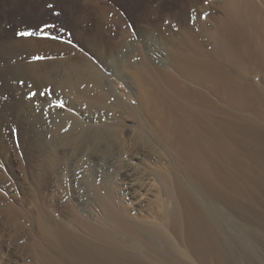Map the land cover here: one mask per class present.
<instances>
[{
	"label": "rangeland",
	"instance_id": "obj_1",
	"mask_svg": "<svg viewBox=\"0 0 264 264\" xmlns=\"http://www.w3.org/2000/svg\"><path fill=\"white\" fill-rule=\"evenodd\" d=\"M250 1L258 8L259 19L260 17H264V3H262L261 0ZM188 2L189 0H0V42L32 40V46H35L34 49H29L26 52L24 51L21 53L20 57H22L23 61L28 65L38 63L44 64V66H38V70L34 68V73L33 69H31L33 77H29V79L26 80L28 83H25L27 84V89L25 90L26 93L24 92V100L30 104L32 103L29 109L34 115L40 116L46 124L47 134L45 138L48 142L50 141L48 144V151L46 150L41 158L29 157L27 153H25L26 137H24L23 133L21 134V132H23L22 127L12 119L4 120V118L0 117V264L144 263L143 260L138 261L131 260L129 257L124 258L123 255L126 252L123 248H119L117 249L118 251H115L122 255V259H117L116 261L105 260L106 262H99L96 260L98 250L92 249H96L99 243L108 246V242H105L103 234L111 236V231L114 232L116 229L113 230L112 228L111 230V228L105 227L104 232L93 235L90 229H88L93 222L90 221L91 223L88 224L89 221L84 218V212L87 211L86 209H88L89 205H96V198L102 194L104 195V191L97 188L91 179L83 175V171L88 168L87 164H82L86 162L85 159L88 153L85 155V152L88 151L87 149H84L85 152L83 155V149H80V151L77 149L75 151L72 148L73 151H69L73 152V154L70 152L68 155L69 158H66L68 162L64 157L62 158L63 160H59V162L57 160L58 157H55L57 156L56 148L57 146H66V144H68V146L74 144L72 147H77V140L74 139L80 130V126L77 125V123H79V119L77 118V116H80L79 112L86 116L103 115L102 122L109 124L111 118L108 117L123 118L121 119L123 123L122 129L123 132H125L123 133L124 138L127 140L125 145L129 144L128 146H131L134 145L133 142L135 143L134 147L130 149V154L132 152V157H134L132 162L134 163L136 173L129 177L128 180L118 182V187L121 188V192L119 191L118 193L126 198L124 200L127 202V206L129 207L130 204L136 206L134 214L138 221L134 222L132 220L129 224L137 228L139 232H147L148 223L154 224L158 221V217L162 214L161 212H168L171 209L172 204L166 200L165 197H162L160 191H158V184L155 177L149 173L146 165H149L150 162L155 163L159 158L165 161L173 160L174 162L178 159L179 148L172 142L174 137H172L171 133H167V131L171 132L170 127L172 122L171 124L168 123L170 120H166L168 117L161 111V109L163 110L161 106L154 103L152 104L153 108L150 109L147 104H144L143 101L138 98V91L140 92L141 89L140 85L138 86L134 82L130 89L125 82L127 76L124 79L118 80L116 73L127 58L134 55L132 61L138 62L144 66L145 74L147 73L146 75H148L149 78L152 77L151 79L154 80L155 84L160 86V83L156 82L159 77L158 72L152 67H148L147 62L144 60V55L148 53L156 54L159 52L166 55V53H164L163 47L159 46L156 41L157 34L146 29L145 18L151 20L158 18L163 20L164 25H168L174 15L182 19L186 13L185 17L189 18L188 20L192 25L195 22L196 16L204 20L211 14L214 19L217 18L215 19L216 21L214 19H211V21L208 20L207 26L214 24L222 28L225 23L224 21L229 19L227 8L225 6L223 7V5H226V0H199L198 7L194 8L189 6ZM49 5H51V7ZM21 33H30V35H20ZM103 42L104 44L109 43L112 49L117 45V48L114 49L117 51V54H115V59L110 63L105 62L104 64L100 58L95 54L93 55L89 50L96 43ZM232 43H234V47L231 48L230 44H228L229 50L224 48V52L221 42L219 43L220 45L218 44L214 47L217 50L219 49V51L214 54V49L212 56H218L219 58L217 57L216 59V57H212L211 63L214 62L220 65L217 66L213 63L211 67L212 70L214 68H218L219 70L222 68L221 71H217L220 73L222 72L223 74L221 73V75H224V78L227 77L226 79L231 78L235 80L238 87H242L250 96L251 100L249 99L247 101L243 98L238 100L232 99V97L227 96L225 92H222L220 88L211 87L213 86L211 82L206 81L205 83L199 81L197 78L187 79L179 75H176V85H173L172 88L175 91L178 89L186 90L187 87H193V91L195 90L197 93L190 95L189 98L193 100L192 103H185L179 98L180 96L171 89H166L164 87L159 89L165 90L168 93L169 99L172 100L174 104L181 106L184 112H187V114L190 112L189 114L192 115L189 124L190 127L195 126L196 132L194 131L195 134L193 132V135L199 138L201 147L207 153L204 163L199 166L203 169L205 165L216 167L215 169L218 171L221 180V188L219 189V196H221L220 202L223 199L226 200L225 196L228 197V199L232 201L237 212L246 220L244 224L248 232L245 234V237L240 230V226L225 220L222 218L224 216H220L222 219L218 217L217 220H221L220 222H222L221 224L228 234L227 237L234 242V244L241 245V251L245 259L244 264H264V71L254 60H248L245 56L244 51L247 50V48L249 49L248 51H253L252 54H256L257 47H254V44L251 42H247L246 44ZM141 44L147 51H143L139 54ZM244 44L245 46L242 47ZM210 48H212L211 45H208L207 50ZM225 49H227V51ZM220 50L222 53H220ZM225 53H227V55L224 56ZM221 54H223V56ZM75 57L76 59H73ZM81 57L88 58L90 60L89 62L95 66L100 74L107 77V84H109V79L113 80V87H109L108 92L110 93H107L104 98L107 99L108 97L105 103L109 105L116 102L114 93L117 91L126 103L137 108V111L135 109L136 119L131 118L127 113L120 112L119 110L113 112V110L105 108L104 112L103 109L100 110L101 112H97L98 108L90 109L87 101L75 99V90L71 89V93L67 87L66 89L63 88L64 85L66 86V77V79L73 80L68 84L70 87L74 86V84H78V90H88L86 93L87 97L94 98L97 96L95 84L88 78L90 72L88 70L84 71L83 69L85 73L83 71L78 72L80 70L79 68V70H74L73 68V65L76 64L75 60L79 61L78 64L83 61ZM234 57V61H230V59ZM78 58H80V60ZM214 58L216 60H213ZM238 58L240 61L242 60L241 62L238 61L241 66L239 63L235 65L237 63L236 61L239 60ZM243 58H245V61ZM66 59H70L67 64L60 61ZM218 59L221 63L217 61ZM57 60L63 64H61L62 66L60 65L61 72L59 71L60 76L57 77L58 79L55 76L56 74L51 72V67H55L54 62L58 63ZM167 62V65H169L170 62ZM225 63L227 65H225ZM68 64L72 65V67ZM228 64H230V66L233 65V68L229 67ZM63 66L66 70L68 67L69 70H74V73L71 70V74L68 70L67 74L65 69H62ZM75 67L77 68L76 65ZM41 69L44 71H41ZM216 69H214V71H216ZM35 70L37 74L42 75V77H39L37 74L35 75ZM232 70L235 71L233 72ZM45 73H49L50 75L52 73L55 77L53 75H51L53 76L51 77L49 74L47 76ZM64 73L68 76H65ZM78 74L79 77L81 76V79H79ZM86 77L89 82L86 81ZM73 78L75 80L77 79V82ZM38 79L41 80L37 81L38 83L36 84L35 81ZM83 79L85 81H82ZM56 80L58 82H56ZM61 81L65 84L62 85ZM21 84L23 85V82ZM59 84L62 86L61 89ZM32 86L36 88L34 87V89H32ZM136 86L139 87V90ZM28 89L31 93L27 91ZM214 89H217V91ZM169 92L172 94H169ZM33 94L37 95L35 96ZM29 97H31V99ZM1 100L2 97L0 95V101ZM96 107L98 106L96 105ZM155 110H157V112ZM159 110L161 112H159ZM115 113L117 115L118 113H123V116L119 115L117 117ZM163 114L164 118L162 117ZM120 116L122 117L120 118ZM127 116H129L130 119ZM160 117L162 118L160 119ZM192 117L194 119H192ZM192 120L194 123H197H192ZM139 121L141 124L145 123V126L142 125L143 127H140L141 124ZM166 121H168L167 124ZM147 122L149 125H147ZM200 123H206L204 124L206 128ZM184 124L187 123L184 122ZM210 124H213L212 128H210ZM206 125L209 126L207 127ZM146 126H149L150 129ZM201 126L202 128L200 129ZM106 128V139L104 140V138H102L101 142L99 141L101 144L103 142H108V150L107 153H103L104 156L108 154L110 150L109 145L112 141V136L110 137L112 133L111 127L106 126ZM192 128L188 127L186 131ZM143 129H147V131L150 132V136L154 142V149L152 152L148 150L146 142L139 133V130ZM108 132L111 133L109 134ZM188 132L192 133L191 130ZM133 135L136 137L134 138ZM79 140L82 139L80 138L78 141ZM96 140L95 138V141ZM93 143L94 139L90 141V144ZM123 154L125 155V160H128L126 157L128 153ZM75 157L76 160H73ZM114 159L115 158L111 157L109 160L107 159V161L109 164H113L114 167H119V162L117 161L116 163ZM55 160L56 165H54ZM53 161L54 163H52ZM190 168L193 167L190 166ZM67 170H70V174L72 175L73 173L80 174L76 179L70 175L69 179L66 177V175H68L66 174ZM59 174H61V176ZM224 176L230 177L231 179L227 177V179H225ZM130 186L134 187L131 193H129L128 189ZM122 189L128 192L123 194ZM96 191H98L99 194L102 193L98 196ZM222 204L228 209L231 208L227 201L222 202ZM177 206L180 209L179 214L182 222L181 232L177 235L176 239L173 238L171 240L170 247L167 249L168 254L165 257L166 262L160 259L161 262H158V260L154 262V264H227V260L231 264H241L237 254H231L228 259H225V256H222V254L218 252L221 246L220 243L218 242V246H215V239L210 237L208 232L204 231L203 227H201L203 235H201L199 239L189 234V229L187 227L191 229L194 226L197 227V225H185V223H183L184 212L180 202H177ZM120 209L121 208H119V210ZM121 211L122 210L118 211L120 220L125 223L126 221L128 222L125 212ZM67 220H71V224ZM65 224H67V226ZM44 228L49 229L45 231ZM42 229H44V234ZM51 229H53V231H51ZM83 229H85L87 233L85 230L84 232ZM51 232L52 234H50ZM44 235L50 236L51 239ZM71 236L73 237L71 238ZM69 238H71V240ZM66 239H68V241H66ZM175 242L178 244V248L186 253L185 255L179 256V254L173 250V244H175ZM85 244L87 246H85ZM233 247L234 250L235 248L237 249V246L233 245ZM35 249L36 251H34ZM76 250L81 253L78 254L79 252ZM93 254L94 256H92ZM79 257L82 260H80Z\"/></svg>",
	"mask_w": 264,
	"mask_h": 264
},
{
	"label": "bare ground",
	"instance_id": "obj_2",
	"mask_svg": "<svg viewBox=\"0 0 264 264\" xmlns=\"http://www.w3.org/2000/svg\"><path fill=\"white\" fill-rule=\"evenodd\" d=\"M261 2L264 3V0H261ZM188 3H189V6H191L193 8L198 7L199 0H189ZM221 6H222V3H221ZM224 6L227 8L229 19L224 21L225 23L223 25V28L219 27L217 25H214V24L213 25L210 24V26H207V23L209 22L208 20L211 21V19H214L211 14H209L204 20L200 19L199 16H196L195 22L193 21L194 24H192V25L190 24V22L188 20L189 18L185 17L186 13L184 14L182 19L181 18L179 19L177 15H174L168 25H164L163 20H160L158 18H155L152 20L145 18L146 29L151 30V31H153V33L157 34V37H156L157 40L156 41L158 42L159 46L163 47L162 49H163L164 53H166V55L163 54L162 52H159L156 54L148 53V54L144 55V60L147 62L148 67H152L153 69H155L158 72L159 77L157 79L158 81H156V82L160 83V86H157V84H155L154 80L151 79L152 77L149 78V76L146 75L147 73L145 74L144 66H142L138 62L132 61V58L134 55L129 56L127 58V60L122 64V66H120L119 71L116 73L117 74L116 77L118 80L124 79L127 76L126 77L127 80H125V82H126L127 86L130 87V89H131V86L134 84V82L138 86L140 85L141 89H140V92L138 91V93H139L138 98L140 100H142L144 104H147L150 109L153 108L152 104H154V103L163 108V110L161 109V111H163V113H165V115L168 117V118H166V120H168V119L170 120V121L168 120L169 122L166 121V124H167V122L170 124L172 122L171 127H170L171 132H168L167 130L166 131L168 134L171 133L172 137H174V140L172 142L174 144H176V146L179 148L178 156H177L178 159L175 162L173 160L165 161V160L159 158L155 163L150 162L149 165H146L147 169L149 170V173L155 177V180L158 184V191H160L162 197H165L166 200H168L172 204V205L170 204L172 207L168 212H161L162 214H160V216L158 217V221H156L154 224L148 223V226H147L148 231L147 232L143 231V233H142L140 231L141 232L140 233L137 228H134L129 224V222H132V220L134 222L138 221V220H136V216L134 214V212L136 210V206L128 203V204H130V206L128 207L127 202L124 200L126 198L122 197L121 194L118 193L121 190V188L118 187L119 186L118 182L123 181V180H128L129 177L133 176L136 173L134 163L132 162L134 160V157H132V152L130 154V149L132 147H134L135 143L133 142L134 145H131V146H128L129 144L125 145L127 140H125V138H124L123 133H125V132H123V129H122L123 123L121 122V119H123V118H121L123 116V113L122 114L118 113V115L115 113L117 115V117L119 115H122V116H120L121 119L116 118V117L115 118L114 117L113 118L108 117V118H111L110 119L111 122L109 124V123L102 122L103 115L86 116V115L82 114L81 112H79L80 116L79 117L77 116V118L79 119V121H78L79 123H77V125L80 126V130L78 131V134H76L77 136L74 139V140H77L76 143H77L78 148L72 147V146H74V144L73 145L71 144L69 146H68V144H66V146H57V148H56V155L57 156H55V157L56 158L58 157V159H57L58 161L63 160L62 159L63 157L66 160L69 153L71 151H73L72 148L75 151L77 149H78V151H80V149H83V150L87 149L88 151H86V152H85V150L82 151L83 155H84V152H85V155H86V153H88L86 155L87 157L85 159L86 162H84V163L81 162L82 164H84V165L87 164V166H88V168L83 171V173H84L83 175H85L84 177L91 179V181L93 182V184H95V186L97 188H100L102 191H104V195L102 194L103 196L102 195L99 196L102 192L99 194L98 191H96L98 193V196H99L98 198H96V202H95L96 205L95 206L89 205L88 209H86L87 211L84 212V215H85L84 218L88 219V221H89L88 224L93 222V224H92L93 227H92V225H90V228H88V229H90V231L92 232L93 235H98L99 233L104 232L105 227L111 228V230H112V228H113V230L116 229L114 232L111 231V236H109L108 234H105V235L103 234V238H104L105 242L106 241L108 242V246H105V245L99 243V245L96 247V249H92V250H98V253L96 254L97 255L96 260L99 262H106L105 260L116 261L117 259H122L123 257L124 258L129 257L131 260H138V261L143 260L145 264H154V262H157L158 260H159L158 262H161V261L166 262L165 257L168 254L167 249L170 247L171 240L173 238L176 239L177 235L181 232L182 222H181V216L179 214L180 209L177 206V202H180L181 208L184 212L183 223H185V225H187V224L197 225V227H198L197 228L194 226L191 229L189 227H187L189 229V231H188L189 234H191L192 236L199 239V237L201 235H203L202 229H201V227H203L204 231L208 232V235L210 237H212L213 239H215L214 240L215 246H218V242L220 243V245L222 247L221 246L219 247L218 252H220L222 254V256H225V259H228V257L231 254L232 255L237 254L240 263L241 264L245 263L243 253L241 251L242 250L241 245L234 244V242H232L227 237L228 234L226 233L225 228L221 224L222 223V222H220L221 220L219 221L217 219L220 216H224L222 218H224L225 220L231 221L234 224L240 226L241 227L240 230L244 234L245 237H246L245 234L248 232V230L245 228V224H244V222H246V220L237 212L236 208L232 204V201L230 199H228V197L225 196L226 200L223 199L220 202L221 196H219V189L221 188L220 187L221 186L220 185L221 180H220V176L218 175L219 174L218 171H216V169H215L216 167L214 168V167H210V166L205 165L204 166L205 168L203 169L202 167L199 166V165H202L204 163V160L206 159L207 153L201 147L199 138L198 137L196 138L193 135V132L194 131L196 132V130L194 128L195 126L193 127L191 125L194 128L193 129L192 127H190V124H189L191 121L192 115L189 114L190 113L189 111H188L189 112L188 114H187V112H184V110L181 108V106L174 104L172 102V100L169 99V97L167 95L168 93L165 90L159 89V88L164 87L166 89H171L172 91H174L172 86L176 85V83H175L176 82V75H179V76L185 77L187 79L197 78L199 81L205 82V83H206V81L211 82V84H213V86H211V87H215L217 89L220 88L222 92H225V94L229 97H232V99L238 100V99L243 98L247 101L250 99V96L246 93V91L242 87H238L237 82L235 80H233L231 78L226 79L227 77L224 78L223 77L224 75L223 76L221 75L222 72L220 73L219 71H221L222 68L220 70L218 68L217 69L214 68V69H216V71H214V69L212 70L211 66H213L214 62L211 63V61H212L211 59H212V57H216L214 55L212 56V53L215 49L214 47L216 45H218L220 42L222 43L221 46L223 47V52H224V48L228 49V47H229L228 44H230L231 48L234 47L233 46L234 43H232V42L242 43V44L243 43L246 44L247 42H251L252 44H254V47H257V50H256L257 52H256V54L255 53L252 54L253 51L252 52L248 51L249 49L247 48V50L244 49L245 50L244 51L245 56H246V58H248V60H250V59L254 60V62H256V64L259 65L264 71V17H262V18L260 17V19H259L258 8L250 0H226V5H223V7ZM197 10H196V12H197ZM201 10H202V8H201ZM198 12H199V10H198ZM213 15H214V13H213ZM219 37H220V40H219ZM32 42H33L32 40H25V41H20V42H11V41L0 42V95L2 97V100L0 101V117L4 118V120H11L12 119V120L16 121L22 127L23 132H21V134L23 133L24 137H26V146H25L26 152L25 153H27V155L29 157L41 158L43 156V154L46 152V150L48 149V144L50 142V141L48 142L45 138V136L47 134V127H46V124L44 123V121L40 118V116L34 115L32 113V111L29 109L30 105L32 103L30 104L29 102L24 100V92L27 89L26 88L27 84H25L27 82L26 80H28L29 77L30 78L33 77L31 69H33V73H34V68H37V70H38V66H42V65L44 66V64L38 63V64L28 65L23 61V58L20 57L21 53H23L24 51L26 52L29 49H34L35 46L34 47L32 46ZM223 42H225V43H223ZM245 44L242 47H244ZM208 45H211V47H212V48L208 49L209 51L207 50ZM94 46L91 49H89L90 52H92L93 55L95 54L98 58H100V60L104 64H105V62L110 63L113 61V59H115V54H117V51L114 49L117 48L116 47L117 45L115 46L114 49L111 48V45L109 43L104 44V42L103 43H96ZM140 46H141V50H140L139 54H141L143 51H147L142 44ZM217 48H219V47H217ZM227 49H225V50L227 51ZM217 51H219V49L218 50L215 49L214 54ZM240 52H241V50H240ZM220 53H222L221 50H220ZM241 53L243 54V52H241ZM221 55L223 56V54H221ZM225 55H227V53H225L224 56ZM217 57H216V59H217ZM241 58H242V56H241ZM73 59H76V57ZM78 59L80 60V58H78ZM82 59H83V61H81L80 64H78L79 61H77V60H75L76 64L73 61L74 64L77 66V68L75 67V65L72 64V62H71V64L74 66L73 67L74 70L78 69V68L80 69V70L78 69L79 71L77 70L78 72H81L83 70L84 71L88 70L90 72V73L88 72L89 77L86 74L85 75L89 78V80H91L95 84V87L97 89V96L94 98L87 97L86 93L88 92V90L87 89L83 90V91L78 90V88H79V87H77L78 84L77 85L74 84V86L70 87V85H68V84H70L69 82H72L73 80L71 81V79H66V77H65L66 86L64 85L65 83L63 84V82L61 81L62 85L65 86V87L63 86V88L66 89V87H67L69 89V92H71V93H72V90H75L76 95H77V96L75 95V99H77L79 101H82V100L87 101L90 109L98 108L97 112H101L100 111L101 109H103V112H104L105 108L111 109V110H113V112L119 110L120 112L127 113L129 116H131V118L136 119L135 118V109L137 111V108H134L129 103H126V101H124V99L120 96V94L117 93V91H115V93H114V98L116 99V102H114L113 104H109V105H107L105 103L106 102L105 100H107L108 97H107V99H104V98L107 95V93L108 94L110 93L108 91H109V87L110 88L113 87V80L109 79V84H107V77H105L104 75H101L100 72L95 68V66L89 62L90 60L88 58L81 57V60ZM216 59L214 58L213 60H216ZM233 59H235V57L230 59V61ZM69 60L70 59L60 60V61L63 63L65 62L67 64V62ZM243 60L245 61V58H243ZM57 61H58V63H55L53 61L55 64L54 65L55 67H51V70H52L51 72L56 74L55 75L56 78L58 76H60L59 75L60 67L63 65L62 63L59 62V60H57ZM167 61L170 62L169 65H167V63H168ZM217 61L219 62L220 60L218 59ZM217 61H216V63H217ZM238 61H240V59L236 61L237 63L235 65H237L239 63ZM219 63H221V61ZM46 64H47V62H46ZM245 64H246V62H245ZM68 65L72 67V65H70V64H68ZM215 65L218 66L220 64L217 63ZM223 65H224V63H223ZM225 65H227V64L225 63ZM228 66L233 68L232 67L233 65L230 66V64H228ZM240 66H241V64H240ZM46 67H44V68H46ZM63 67H62V69L63 70L65 69V71L68 74V70H69L68 68L69 67L67 66L68 67L67 70L65 67L64 68ZM43 69H41V71L45 70V69L44 70ZM71 70H69V73H71ZM74 70H72V72ZM217 70H219V71H217ZM39 71H40V68H39ZM52 73H51V75H53ZM36 74H37V72L35 70V75ZM45 74L48 76L47 73H45ZM65 74L66 73H64V75ZM37 75H39V74H37ZM64 75H63V77H64ZM47 76H45V77L48 78ZM53 76H51V77H53ZM65 76H68V75H65ZM228 76H230V75H228ZM39 77H42V75H39ZM78 77H79V74H78ZM82 77L84 78L83 74H82ZM87 77H86V79H87ZM79 79H81V76L79 77ZM40 80L41 79L36 80L35 83L37 84L38 83L37 81H40ZM82 81H85V80L83 79ZM86 81H88V79ZM22 82H23V85L21 84ZM56 82H58V81L56 80ZM59 86H61V85L59 84ZM138 86H136V87H138ZM34 87L32 89H34ZM61 88H62V86L60 87V89ZM192 88L193 87H191V88L187 87L186 90L178 89V90H175L174 92L177 95H179L180 96L179 98H181L185 103L189 104V102L190 103L193 102V100H191L189 98L190 95H193V93H197V92H195V90L193 91ZM29 89L27 90L28 92H30ZM217 89H214V90L217 91ZM138 90H139V87H138ZM64 91H66V90H64ZM172 91H170V92H172ZM170 92H169V94H172ZM36 95L37 94H35V96ZM257 95H259V94H257ZM170 96H172V95H170ZM176 98H178V97H176ZM96 105L98 107H96ZM140 106H141V104H140ZM138 109H139V107H138ZM157 110H155V111L157 112ZM201 110H202V108H201ZM161 111L159 110V112H161ZM129 116H127V117H129ZM162 117L164 118V114ZM162 117H160V119ZM75 119H76V117H75ZM117 119H119V120H117ZM129 119H130V117H129ZM192 119H194V118L192 117ZM197 121H198V119H197ZM160 122H162V121H160ZM184 122L187 124H184ZM192 123H194L193 120H192ZM195 123H197V122H195ZM140 124H141V122H140ZM144 124L145 123L141 124L140 127H143L142 125H144ZM204 124H206V123H204ZM204 124H201V125L204 126ZM147 125H149V123ZM212 125L213 124H210V128H212ZM106 126L111 127L112 133L110 132L111 133L110 137L112 136V141L109 145L110 150L108 151V154L104 156L103 153H105V152L107 153V150H108L107 149L108 142L107 143L103 142L102 144L100 142H101L102 138H104V140H105L107 137V135L105 137V129H107ZM186 126H188L189 128H192V129H190L192 131V133L188 132V131H190L188 129L186 131V128H188ZM146 127L149 128V126H146ZM163 127H165V126H163ZM166 127H167V125H166ZM198 128H199V126H198ZM201 128H202V126L200 127V129ZM204 128H206V127L204 126ZM140 129H142V128H140ZM200 129H199V131H200ZM195 132H194V134H195ZM139 133L142 136V139L146 142L148 150L152 152V150L154 149V142L152 140V137L150 136V132H148L147 129H145V130L143 129V130H139ZM188 133H190V134H188ZM134 135H133V137H134ZM198 136H201V135H198ZM80 138L82 140L78 141V139H80ZM95 138L98 140V142H97V140L95 141ZM126 138H128V137H126ZM92 139H94V143L90 144V141ZM98 143H100V144H98ZM69 150H71V151H69ZM71 153L73 154V152H71ZM74 153H76V152H74ZM123 153H128V156H126L128 158V160H125V155ZM82 154H81V156H82ZM111 157L115 158L114 160L116 161V163H117V161L119 162V167L118 166L114 167L113 164L112 165L109 164L107 159L109 160V158H111ZM73 160H76V157ZM233 162H232V164H233ZM52 163H54V161ZM54 165H56V160H55ZM69 165H70V163H69ZM190 166H192L193 168H190ZM61 167H60V169H61ZM69 167H71V166H69ZM62 169H63V167H62ZM65 169H66V167H65ZM70 169H72V168H70ZM222 169H223V167H222ZM233 169H234V167H233ZM57 170H58V167H57ZM141 172H143V171H141ZM60 173H61V171H60ZM70 173H71L70 170H67L66 174H68V175H66V177H68L69 179H70V175H72ZM228 173H230V172H228ZM79 174L80 173H76V174L73 173L72 176H73V178L76 179V177ZM59 175L61 176V174H59ZM226 177H225V179H227V178L231 179L230 177H227V178ZM222 179H224V178H222ZM231 181H230V183H231ZM226 182H229V181H226ZM235 183H236V181H235ZM133 188H134L133 186H130L128 188L129 193H131ZM122 192H123V194H126L128 191L125 189H122ZM224 201H227L231 208H229V209L226 208L222 204V202H224ZM166 203H168V202H166ZM91 204H93V203H91ZM119 208H121L120 210L125 212V216H126L128 222L126 221V223H125L122 220H120V217L118 216V213H119L118 211H120ZM116 213H117V216H116ZM222 218L220 217V219H222ZM67 221H69L71 224V220H67ZM67 221H66V223H67ZM76 221H77V219H76ZM69 222H68V226H69ZM201 223H202V226H201ZM65 225L67 226V224H65ZM44 229H45V231L46 230L48 231L49 228L48 229L44 228ZM44 229H42V231ZM84 230L85 229H83V231ZM51 231H53V229H51ZM46 233H48V232H46ZM70 233H72V232H70ZM86 233H87V231H86ZM43 234H44V231H43ZM50 234H52V232ZM82 234H81V236H82ZM113 234H115V235H113ZM106 235H107V237H106ZM118 235H119V237H118ZM52 236H54V235H52ZM78 236H76V237H78ZM45 237H50V236H45ZM72 237L73 236H71V238ZM64 238H65V236H64ZM71 238H69V239L71 240ZM100 238H102V237H100ZM49 239H51V237ZM75 239H77V238H75ZM9 240H11V239H9ZM66 241H68V239H66ZM245 241H247V240H245ZM73 244H74V242H73ZM81 244H82V242H81ZM86 244H85V246H87ZM69 245H70V243H69ZM233 245L237 246V249L235 248V250H234ZM79 247H81V246H79ZM178 247H179L178 244L175 242V244H173V250L176 251L179 254V256L185 255L186 253L184 251L180 250ZM119 248H123V250L126 252L123 255V257L121 254H118L117 252H115ZM72 249H73V247H72ZM84 249H85V247H84ZM34 251H36V249ZM76 251H78V250H76ZM78 252H79L78 254L81 253L80 251H78ZM87 253H88V251H87ZM92 256H94V254ZM60 257H61V255H60ZM160 259H163V260L160 261ZM80 260H82V259L80 258ZM84 260H86V259H84ZM131 262H133V261H131ZM226 262H227V264H231L228 262V260ZM144 263L141 262L140 264H144Z\"/></svg>",
	"mask_w": 264,
	"mask_h": 264
},
{
	"label": "snow or ice",
	"instance_id": "obj_3",
	"mask_svg": "<svg viewBox=\"0 0 264 264\" xmlns=\"http://www.w3.org/2000/svg\"><path fill=\"white\" fill-rule=\"evenodd\" d=\"M51 7V5H49ZM20 35H30V33H21ZM35 95V94H33ZM31 99V97H29Z\"/></svg>",
	"mask_w": 264,
	"mask_h": 264
}]
</instances>
